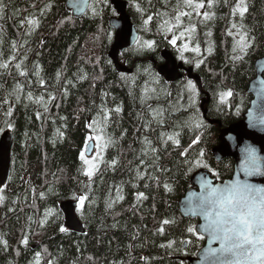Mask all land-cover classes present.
Returning <instances> with one entry per match:
<instances>
[{"label":"trees","instance_id":"16d2710c","mask_svg":"<svg viewBox=\"0 0 264 264\" xmlns=\"http://www.w3.org/2000/svg\"><path fill=\"white\" fill-rule=\"evenodd\" d=\"M66 1L2 0L0 24L7 32L0 33V56L8 67L0 69V139L13 131L15 143L12 176L0 204V264H189L206 241L187 231L199 221L185 219L179 202L198 171L224 182L234 176L235 163L214 159L220 128L200 116L205 96L195 83V93L189 81L169 84L156 66L171 47L178 58L171 41L194 26L182 44L199 46L194 55L199 63L188 61L193 53L179 59L195 68L212 98L208 119L224 128L240 122L252 102L247 91L256 62L264 58V0H245L243 19L232 14L238 0H214L211 8L204 0L209 19L200 9L201 15L183 17L171 32L161 25L174 22L178 0H131L128 13L140 41L121 62L134 67L132 75L118 73L109 58L112 0H92L82 19L74 18ZM32 8L43 18L30 14ZM26 18H38L36 32L23 29ZM233 23L242 24L251 38L241 59H233L239 39L228 35L237 31ZM227 92L232 95L222 103L218 94ZM101 127L113 143L89 179L80 156ZM81 195L87 197L79 211L87 235L65 234L60 204Z\"/></svg>","mask_w":264,"mask_h":264},{"label":"water","instance_id":"95a60500","mask_svg":"<svg viewBox=\"0 0 264 264\" xmlns=\"http://www.w3.org/2000/svg\"><path fill=\"white\" fill-rule=\"evenodd\" d=\"M131 0H112L111 5L114 8L117 17L110 20V29L114 31V42L109 52V58L115 65L120 74L131 75L134 73V67L130 68L121 63V55L134 48L140 39V33L135 27L131 16L129 15V6ZM67 9L73 13L75 18L82 19L89 11L91 0H67ZM164 64L156 66L159 75L169 84H177L185 80V74L188 79L195 81L202 95L205 96L201 104V110L205 120L211 126L220 128L219 145L213 150V157L218 163L231 159L235 163L234 176L225 182H218L213 178L208 170L198 171L191 179L192 188L187 192L184 198L179 202L181 215L185 219L198 220V235H204L205 246L199 251L196 258L189 259V264H221L216 256L207 255L209 247V237L203 231L205 223L204 218L199 215H193L189 211V199L193 202L198 201L201 195L207 193L204 187L205 182L211 181L212 186L222 187L240 179L255 185L258 188H264V58L256 62V78L249 84L247 95L252 97L251 107L244 115L243 120L229 127L224 128L220 121L208 119V106L211 104V96L206 94L202 80L195 74L193 68H186L183 63H179L175 55L166 50L162 53ZM150 62L155 63L153 58ZM15 135L7 131L3 134L0 141V186L6 187L12 175V154L14 149ZM95 143L91 142L87 146L86 154L93 156ZM255 153V161L260 171L247 175L245 173V162L249 159L250 153ZM83 197V196H80ZM79 197V198H80ZM67 200L60 204V210L65 219V234L72 233L76 235H87V230L78 215L80 200ZM213 248H218L219 243H213Z\"/></svg>","mask_w":264,"mask_h":264},{"label":"snow or ice","instance_id":"6c2138e0","mask_svg":"<svg viewBox=\"0 0 264 264\" xmlns=\"http://www.w3.org/2000/svg\"><path fill=\"white\" fill-rule=\"evenodd\" d=\"M213 2L214 0H208L209 8L212 7ZM181 4L183 8L191 9L192 11L183 10ZM203 8H205L204 0H178L176 9H174L177 12L173 18L174 22L173 20L165 19L161 27L165 31L171 32L173 28L181 26L183 17L191 18L193 12L199 16L201 15L199 10ZM247 11L248 8L245 0H238V3L232 10V14L235 16L239 13V16L243 19ZM2 15L3 3L0 0V17ZM203 17L205 20L209 19L210 13L204 12ZM150 19L151 17H149ZM25 22L29 25L30 29L39 26V20L35 18H26ZM145 22L147 23L148 21ZM232 28L237 30L236 33L234 34L232 31H229L228 35L234 36V38L235 36H239V39L233 47V52L239 51L242 54H246L248 48L252 46L248 32L242 30V24L237 25L233 23ZM194 31L195 27L189 26L185 31L180 32V36L174 38L171 43L175 44L176 39L183 37L185 32L191 33ZM147 45L151 47L152 42H147ZM13 48H15V44H13ZM184 49H188L187 43L184 45ZM194 51L200 52L198 45ZM208 51L211 53V47H209ZM241 58L242 56L233 57V59ZM0 67L7 68L8 65L0 64ZM16 68L20 69L21 64H16ZM20 74L25 75L26 73L21 71ZM188 87L193 93L196 92L195 85L191 81H189ZM231 95V92L222 93V101L225 96L230 97ZM29 99H31V96H29ZM115 111L119 112L120 108L117 107ZM8 114L11 115V110H9ZM93 123L96 122L93 121ZM196 126L199 127L200 124L197 123ZM103 132L104 129L101 127L97 129V135L95 137H88L89 140H95L96 148L101 150L106 149L109 144L113 143L110 138L105 139ZM168 140H173L174 143L179 144V140L174 139L172 136H169ZM145 142L147 143V140ZM85 150L87 151V146ZM152 151H156V149H152ZM200 155L202 156L203 153H200ZM80 159L87 166L84 174L91 179L99 170V164L102 162L100 151H97L96 156L91 159L86 158L82 153ZM112 163L114 165L115 161ZM196 164L200 165L201 161L197 160ZM203 166L207 167L206 164ZM258 171H260V168L256 164L255 153H250L249 159L245 162V173L250 176ZM204 187L207 189V193L201 195L198 201L193 202L191 198L189 199V211L193 215H199L204 218L203 231L210 238L206 256H216L219 254L218 259H220L221 264H264V188H258L253 184L242 182L240 179H236L234 182L222 187H214L211 181H207ZM165 188H168L167 184H165ZM138 198L146 199L147 197L143 193H139ZM86 199L87 197L79 198L81 207H83ZM117 199L122 200L123 197L118 195ZM3 200L4 197L0 195V202ZM109 207H111V204H109ZM163 223L169 224L170 221L164 220ZM60 230L62 232L67 231L64 228ZM163 230V228L159 229L160 232H163ZM187 231L196 235L198 229L189 227ZM197 238L203 240L205 237L204 235H198ZM216 242L219 243V247L213 248L211 245ZM23 243L27 245L28 240L25 238Z\"/></svg>","mask_w":264,"mask_h":264},{"label":"rangeland","instance_id":"374dc122","mask_svg":"<svg viewBox=\"0 0 264 264\" xmlns=\"http://www.w3.org/2000/svg\"><path fill=\"white\" fill-rule=\"evenodd\" d=\"M32 9H34V11H31V12H29L30 14L31 13H34V14H37V15H40L42 18H43V14L44 13H41L40 14V12H38V9L37 8H32ZM186 11H192L191 9H187V8H184ZM29 13H27L28 15H26L27 17L30 15ZM201 13L203 14L204 13V10L203 9H201ZM39 16V17H40ZM38 17V18H39ZM37 18V19H38ZM23 26H25V24H23ZM24 30L26 29L27 31H29L30 33L32 32V33H34V32H36L35 31V29H30L29 30V28L27 27V24H26V26L23 28ZM38 31V30H37ZM238 37V36H237ZM184 39H185V37L183 36L182 37V39H180L179 38V40H181V42H176L174 45L176 46V48H177V53H178V60L180 61V62H182L179 58H182V59H184V57H187L189 54H191V53H193V55L190 57V58H188V61H191V60H193V63H195V64H198L199 62L198 61H196L195 59H194V55L197 53L196 51H194V49H192V48H189V45H188V49L187 50H185L184 49V45L186 44V43H184V44H182V41L184 42ZM107 40H108V42L110 43V44H112L113 43V41H114V32H112L111 33V31L108 33V35H107ZM172 48V47H171ZM170 48V49H171ZM143 49V47H141V50ZM249 49V48H248ZM173 52H175V50H174V48H172L171 49ZM236 55L237 56H243V54L242 53H240L239 51H237L236 52ZM20 58V57H19ZM23 63V62H22ZM0 69H3V68H1L0 67ZM203 96V95H202ZM198 99V98H197ZM226 99H227V96H225L224 98H223V101H222V99H221V94H218V100L219 101H222V103H224L225 101H226ZM211 101H212V98H211ZM200 102H201V100H200ZM198 103H199V100H198ZM198 107L200 108V105H198ZM201 111V114H202V117H203V119H205L204 118V115H203V113H202V110H200ZM201 114H200V116H201ZM97 135V134H96ZM96 135H92L93 137H95ZM93 141H95V140H93ZM95 143H96V141H95ZM97 151H100V155L103 157V152H104V149H95V152H94V155H93V157L94 156H96V153H97ZM86 158H88V157H86ZM88 159H91V158H88ZM85 165V164H84ZM85 167H87L86 165H85ZM2 192H3V189H2V187L0 188V195H2ZM2 202H0V204H1ZM82 208V207H81ZM81 210V209H80Z\"/></svg>","mask_w":264,"mask_h":264},{"label":"bare ground","instance_id":"6f19581e","mask_svg":"<svg viewBox=\"0 0 264 264\" xmlns=\"http://www.w3.org/2000/svg\"><path fill=\"white\" fill-rule=\"evenodd\" d=\"M156 62V61H155ZM202 84H203V82H202ZM207 93V92H206ZM209 95V94H208ZM205 98V97H204ZM201 116H202V114H201ZM150 149V148H149ZM152 151V150H151ZM150 157V156H149Z\"/></svg>","mask_w":264,"mask_h":264}]
</instances>
